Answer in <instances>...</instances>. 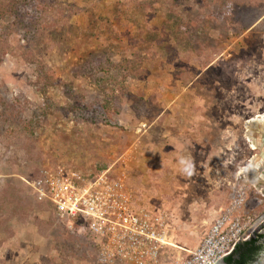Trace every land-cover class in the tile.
I'll return each instance as SVG.
<instances>
[{"label": "rangeland", "instance_id": "obj_1", "mask_svg": "<svg viewBox=\"0 0 264 264\" xmlns=\"http://www.w3.org/2000/svg\"><path fill=\"white\" fill-rule=\"evenodd\" d=\"M0 40V264H96L28 185L50 164L124 173L183 249L264 214V0H6Z\"/></svg>", "mask_w": 264, "mask_h": 264}, {"label": "built area", "instance_id": "obj_2", "mask_svg": "<svg viewBox=\"0 0 264 264\" xmlns=\"http://www.w3.org/2000/svg\"><path fill=\"white\" fill-rule=\"evenodd\" d=\"M28 185L66 229L90 236L96 264H216L233 250L248 224L227 210L197 248L186 255L178 250L172 261L163 263V249L170 245L167 218L133 205L124 173L106 169L84 176L65 165L42 166Z\"/></svg>", "mask_w": 264, "mask_h": 264}, {"label": "water", "instance_id": "obj_3", "mask_svg": "<svg viewBox=\"0 0 264 264\" xmlns=\"http://www.w3.org/2000/svg\"><path fill=\"white\" fill-rule=\"evenodd\" d=\"M245 132L248 143L259 150L258 154H256L250 162L247 170L248 177L250 180L264 182V111L259 116L247 122ZM260 234H264V214L237 238L235 245L238 242L245 241L250 237H255ZM232 251L227 256H229ZM224 258L220 259L216 264H226ZM251 264H264V249Z\"/></svg>", "mask_w": 264, "mask_h": 264}, {"label": "trees", "instance_id": "obj_4", "mask_svg": "<svg viewBox=\"0 0 264 264\" xmlns=\"http://www.w3.org/2000/svg\"><path fill=\"white\" fill-rule=\"evenodd\" d=\"M6 7V0H0V12H2ZM65 19L62 20H55V24L57 27H61L62 24L60 21H64ZM4 42V41H3ZM2 40H0V54L4 51L3 43ZM48 167H54L56 164H50L47 165ZM67 167L73 168L76 171L80 172L84 176H90L95 173H91L81 167H75L71 165H67ZM37 175V174H36ZM36 176H34L32 179H34ZM31 179V180H32ZM1 200H5L6 202V197L0 198ZM54 218V216L52 215ZM55 224L57 226H60L58 221L54 218ZM264 238L263 235H257L255 237H250L249 239L238 242L232 253L224 258V261L226 264H251L259 255V253L264 249V241L262 239Z\"/></svg>", "mask_w": 264, "mask_h": 264}, {"label": "crops", "instance_id": "obj_5", "mask_svg": "<svg viewBox=\"0 0 264 264\" xmlns=\"http://www.w3.org/2000/svg\"><path fill=\"white\" fill-rule=\"evenodd\" d=\"M211 134H212V132H211ZM211 134H209V139H211L212 140V135ZM208 136V135H207ZM250 165V164H249ZM207 171H208V169L206 170V173H207ZM260 182V181H259ZM254 184V183H253ZM252 184V185H253ZM127 187H128V189H130L129 188V186L127 185ZM131 190V189H130ZM132 191V190H131ZM132 195H133V205L134 206H140V207H143V208H145V209H147V210H149V211H151V212H155V213H162V214H164V212H161L160 210H158V211H155L154 209H152L150 206H146V205H143V204H139V203H137L136 201H135V196H134V193L132 192ZM165 215V214H164ZM165 217H167V216H165ZM207 234V233H206ZM170 243V245L169 246H167V247H171V248H167V247H165L164 249H163V252H162V258H161V260H162V262L163 263H168V262H170V261H172L173 260V258L175 257V251H173V249H179V250H184V251H192V250H188V249H183L181 246H179V245H177V244H175L174 243V241H173V243L172 242H169ZM199 245V244H198ZM198 246H196L195 248H197ZM194 248V249H195ZM193 249V250H194Z\"/></svg>", "mask_w": 264, "mask_h": 264}, {"label": "bare ground", "instance_id": "obj_6", "mask_svg": "<svg viewBox=\"0 0 264 264\" xmlns=\"http://www.w3.org/2000/svg\"><path fill=\"white\" fill-rule=\"evenodd\" d=\"M257 116H259V115H257ZM257 116H255V117H257ZM255 117H254V118H255ZM250 120H251V119H250ZM250 148H251V149H256L255 147H252L251 145H250ZM252 159H253V158H252ZM252 159H251V160H252ZM251 181H252L253 183H256V182H257V181H254V180H251Z\"/></svg>", "mask_w": 264, "mask_h": 264}, {"label": "flooded vegetation", "instance_id": "obj_7", "mask_svg": "<svg viewBox=\"0 0 264 264\" xmlns=\"http://www.w3.org/2000/svg\"><path fill=\"white\" fill-rule=\"evenodd\" d=\"M262 241H264V238L262 239Z\"/></svg>", "mask_w": 264, "mask_h": 264}]
</instances>
